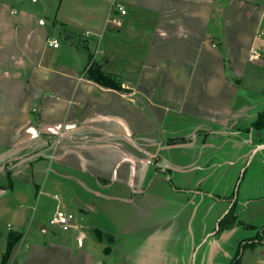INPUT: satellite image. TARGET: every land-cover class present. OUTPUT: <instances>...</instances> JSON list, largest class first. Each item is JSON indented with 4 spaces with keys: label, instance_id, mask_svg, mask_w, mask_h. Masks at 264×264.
<instances>
[{
    "label": "crops",
    "instance_id": "crops-1",
    "mask_svg": "<svg viewBox=\"0 0 264 264\" xmlns=\"http://www.w3.org/2000/svg\"><path fill=\"white\" fill-rule=\"evenodd\" d=\"M262 34L264 0H0V264L11 232L6 264H230ZM57 203L70 236L26 241Z\"/></svg>",
    "mask_w": 264,
    "mask_h": 264
},
{
    "label": "rangeland",
    "instance_id": "rangeland-1",
    "mask_svg": "<svg viewBox=\"0 0 264 264\" xmlns=\"http://www.w3.org/2000/svg\"><path fill=\"white\" fill-rule=\"evenodd\" d=\"M264 35L260 38L255 48L264 52ZM249 67L252 65L248 64ZM260 74V78L257 76ZM241 88L245 94L249 93V102L250 106L255 108V110L261 109L263 107L264 100V67L259 68L252 75L248 73L246 77L242 78L240 84ZM252 109V108H251ZM252 113L250 110L246 111L243 117V120ZM263 130V129H261ZM264 132V131H263ZM263 141V139H261ZM261 147V146H260ZM234 193L232 198H236V210L235 213H238L239 218L243 219L245 222H249L248 227L235 235L241 237H249L257 233L259 228L264 225V149L263 151H256L249 158L247 168L243 172L241 169L240 176L235 183ZM230 216L231 213L229 214ZM230 221L232 220L231 218ZM46 233L42 231L36 224L33 223V220H29L27 225L21 228L23 235L25 236L26 241H30L32 235L37 234L39 238H51L53 236H70L71 229L62 230L49 223V218L45 221ZM88 232V230H85ZM108 238V237H107ZM75 244H79V240L76 235L73 236ZM82 243L85 246L91 248H97V239L93 235H87L85 239L82 240ZM262 244L256 245L253 248H244V258L243 264H260L261 260V250H263Z\"/></svg>",
    "mask_w": 264,
    "mask_h": 264
},
{
    "label": "trees",
    "instance_id": "trees-1",
    "mask_svg": "<svg viewBox=\"0 0 264 264\" xmlns=\"http://www.w3.org/2000/svg\"><path fill=\"white\" fill-rule=\"evenodd\" d=\"M213 42H214V45L217 46L220 51L222 52L224 51L222 41L215 40ZM86 74L88 78L93 79L99 83H102V84L110 83L111 86H113L114 88H119V84L113 82L107 73H104L103 71L98 69V67H95L93 64H91L88 67ZM251 127L255 130L264 129V104H263L262 109L257 112L255 119L251 123ZM262 139L264 141V136ZM47 143L49 142L47 141ZM20 236H21L20 233H14V232L9 233L8 238H7L6 248L2 254L1 264H6L9 254L12 250V247L20 239ZM263 242H264V225L261 226L259 230L257 231V233H255L252 237L243 239V241H241L238 244L235 254L231 259L230 264H239L240 257L242 255L244 248H247V247L253 248L256 245L262 244Z\"/></svg>",
    "mask_w": 264,
    "mask_h": 264
},
{
    "label": "built area",
    "instance_id": "built-area-1",
    "mask_svg": "<svg viewBox=\"0 0 264 264\" xmlns=\"http://www.w3.org/2000/svg\"><path fill=\"white\" fill-rule=\"evenodd\" d=\"M121 12H124L123 9H120ZM47 43L53 46L57 45V41L54 39H48ZM259 52L255 47H250L249 53H248V59L249 60H255L258 59L259 57ZM92 62L89 64L91 65ZM122 88H127V84L122 83L121 84ZM259 148V145H257ZM49 223L62 229V230H67L69 228H76L77 227V222H76V215L73 211L66 209L64 205L57 203L52 215L49 218ZM260 264H264V257L260 260Z\"/></svg>",
    "mask_w": 264,
    "mask_h": 264
},
{
    "label": "water",
    "instance_id": "water-1",
    "mask_svg": "<svg viewBox=\"0 0 264 264\" xmlns=\"http://www.w3.org/2000/svg\"><path fill=\"white\" fill-rule=\"evenodd\" d=\"M256 133H257V134H259V132H258V131H257ZM42 228H44V227L42 226Z\"/></svg>",
    "mask_w": 264,
    "mask_h": 264
}]
</instances>
